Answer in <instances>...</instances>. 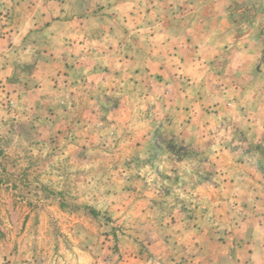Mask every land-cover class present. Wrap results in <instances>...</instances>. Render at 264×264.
Here are the masks:
<instances>
[{
    "label": "rangeland",
    "instance_id": "obj_1",
    "mask_svg": "<svg viewBox=\"0 0 264 264\" xmlns=\"http://www.w3.org/2000/svg\"><path fill=\"white\" fill-rule=\"evenodd\" d=\"M0 264H264V0H0Z\"/></svg>",
    "mask_w": 264,
    "mask_h": 264
},
{
    "label": "crops",
    "instance_id": "obj_2",
    "mask_svg": "<svg viewBox=\"0 0 264 264\" xmlns=\"http://www.w3.org/2000/svg\"><path fill=\"white\" fill-rule=\"evenodd\" d=\"M225 5H226V3H225ZM224 17H225L224 19H226V18H229V16H228V15H225Z\"/></svg>",
    "mask_w": 264,
    "mask_h": 264
}]
</instances>
